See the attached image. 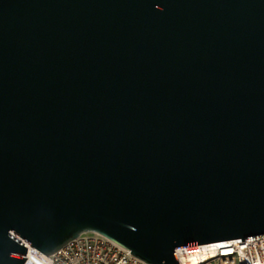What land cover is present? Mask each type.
I'll list each match as a JSON object with an SVG mask.
<instances>
[{
  "label": "water",
  "instance_id": "1",
  "mask_svg": "<svg viewBox=\"0 0 264 264\" xmlns=\"http://www.w3.org/2000/svg\"><path fill=\"white\" fill-rule=\"evenodd\" d=\"M87 232L264 236V0H0V264Z\"/></svg>",
  "mask_w": 264,
  "mask_h": 264
},
{
  "label": "built area",
  "instance_id": "2",
  "mask_svg": "<svg viewBox=\"0 0 264 264\" xmlns=\"http://www.w3.org/2000/svg\"><path fill=\"white\" fill-rule=\"evenodd\" d=\"M180 264H264V236L214 241L176 249ZM26 264H149L96 232L83 233L51 254L30 249Z\"/></svg>",
  "mask_w": 264,
  "mask_h": 264
}]
</instances>
